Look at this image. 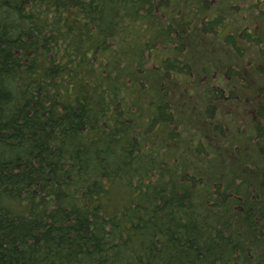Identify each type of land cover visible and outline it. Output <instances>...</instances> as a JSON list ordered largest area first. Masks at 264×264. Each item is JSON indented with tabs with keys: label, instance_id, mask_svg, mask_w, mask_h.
<instances>
[{
	"label": "trees",
	"instance_id": "trees-1",
	"mask_svg": "<svg viewBox=\"0 0 264 264\" xmlns=\"http://www.w3.org/2000/svg\"><path fill=\"white\" fill-rule=\"evenodd\" d=\"M0 264H264V0H0Z\"/></svg>",
	"mask_w": 264,
	"mask_h": 264
}]
</instances>
